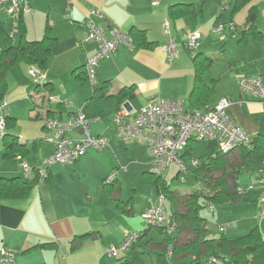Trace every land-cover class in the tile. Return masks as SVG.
I'll return each instance as SVG.
<instances>
[{
    "label": "crops",
    "instance_id": "obj_1",
    "mask_svg": "<svg viewBox=\"0 0 264 264\" xmlns=\"http://www.w3.org/2000/svg\"><path fill=\"white\" fill-rule=\"evenodd\" d=\"M154 2L155 0H30L29 12H9L6 5L2 6L0 24L14 44H18L22 36L28 40L42 39L48 25L57 39L43 71L45 83L43 86L38 84L41 88L35 91L41 92V102L35 104L36 111L31 112V117L44 119L42 128L45 129L46 118H67L90 101L93 86L80 80L77 75H83L86 59L96 50V46L87 40L85 22L92 10H100L104 14L107 28L130 33L136 27L144 31L145 40L144 44H137L133 49L120 46L114 54L101 60L97 66L96 86L100 87L105 83L110 93L135 86L134 97L124 102L129 110H139L156 98L180 99L187 109L192 110L190 93L195 86L196 70L187 43L190 35L199 34L198 51L217 59L211 66V75L217 81L210 106L229 97L232 101L228 108L229 115L242 127L247 137L253 139L264 134V103L241 90L238 85L241 75L259 76L264 84V32L258 24L256 23L262 36H250L241 42L239 39L242 34L238 33L237 40L241 50L240 53L231 54L224 43L228 37L227 32L223 30L218 33L214 29L217 24L224 22L223 16L230 11L231 23L237 25L233 20L239 11H234L236 0L223 1L222 5L218 3L219 0L209 5L207 0ZM178 3L185 4L183 7L187 11L172 15L170 6ZM253 5L257 6L256 3L251 6ZM165 22L169 24V31L164 27ZM246 23L247 20L243 29ZM231 30L232 33L237 31ZM169 36L174 37L180 48L179 57L171 62L167 60L164 50ZM3 46L4 37L0 36V51ZM215 49L221 50L222 55L208 52ZM32 66L36 64L18 62L6 71L7 89L0 101L7 102L9 116L14 118V121L10 119L9 130L19 136V144L25 146L26 151L21 155L15 153L6 157L2 138L0 177L35 176L34 171L37 172L41 160L55 151L54 143L46 137L40 143L35 140L31 147L29 139L11 129L17 126L19 113L12 94L9 95L10 101L6 96L11 85H14L12 82L28 90L30 72L28 74L27 70ZM1 112L3 114L2 109ZM115 118V112L99 119L94 118L89 126L92 136L108 139L107 147L89 146L73 164L54 163L48 169V176L40 178L41 181L36 180L26 197L0 200V250L13 252L14 264H126L136 256H140L145 264L142 253H145L147 247L152 250L150 253L156 254L155 263L157 252H165L166 243L160 230L161 241L151 237L142 244V238L150 229L143 222L144 214L158 202V191L154 183L156 196L149 193L148 197H137L136 186L133 187L132 194L124 191L125 175L131 167L139 173L142 170V174L149 177L148 152L141 142L125 139L117 134ZM69 134L76 139L84 136L83 132L77 130ZM193 142L201 141L192 139L184 153L189 149L194 157L209 152L202 142L206 151L195 154L191 146ZM33 149L37 153L28 158ZM226 157L230 163H237L241 160L240 148L237 146ZM25 163L33 168L30 176L24 172ZM244 164L238 181L243 187L245 202L237 204L235 201L218 208L215 205L213 209L207 206L219 222L214 229L209 228L208 217L202 210L206 217L208 235L219 236L224 233L228 238H239L248 234L255 226L256 219H260V198L264 188V179L260 176L264 161L247 158ZM228 169L231 170L230 167ZM245 171L249 172V183H243L244 179L240 177ZM113 172L116 174L115 180L105 183V179ZM177 174L178 171L175 176ZM240 208L245 213H239ZM172 210L175 211L174 206ZM225 223L229 225L224 226ZM142 224L144 229L141 231ZM257 227L260 228L259 225ZM129 232H141V236L135 246L123 250L120 246ZM192 237V231L182 229L176 243H186ZM111 246L118 248L116 256L108 253Z\"/></svg>",
    "mask_w": 264,
    "mask_h": 264
},
{
    "label": "trees",
    "instance_id": "obj_2",
    "mask_svg": "<svg viewBox=\"0 0 264 264\" xmlns=\"http://www.w3.org/2000/svg\"><path fill=\"white\" fill-rule=\"evenodd\" d=\"M249 1L236 0L234 11L242 8ZM184 5L183 3L171 5L170 13L172 15L184 13L187 11L183 7ZM258 11L259 9L256 5L250 7L247 25L241 31L242 36L239 39L241 42L246 41L250 36L255 38L262 36V31L256 25ZM233 30H237L235 23ZM143 32V30L136 27H133L130 31L129 34L133 37L135 46L137 44L142 45L144 42L145 35ZM0 36L4 37V46L0 51L1 98L7 89L6 71L14 64L24 62L36 64V67L43 72L47 67L57 39L52 34L50 25L47 26L46 33L42 39L28 40L22 36L21 41L18 44H14L11 36L5 32L1 24ZM198 50L189 49L193 56L196 70L195 86L190 93L193 109L210 106L217 81L211 75V66L217 59ZM77 76L80 80L90 83L86 70L83 71V75L80 73ZM37 84H40V82H37ZM93 91L90 101L84 106L87 117L91 119L101 118L114 112L117 115L122 109L124 102L134 97L135 86L124 87L116 93H110L109 87L104 83L100 87L95 85ZM10 119L14 121V118H11L8 112L5 113V130L1 136L6 148V157H10L15 153L21 155L20 153L26 151V147L19 144V136L9 131L11 126ZM201 142L206 145L209 152L201 156H194L201 159L200 165L189 167L186 180L181 181L184 184H189L190 189L185 191L182 189L173 190L171 183L167 181L164 175L147 172V175L153 178L158 195L164 193L170 207L172 209L173 206L175 207V211L172 210L173 217L179 222L178 230L174 233L157 228L164 235L166 248L165 252H157L158 257L155 264H206L208 261L214 264H264V235L259 227H254L248 234L234 239L226 237L224 233L219 236L208 235L206 217L202 214V210L207 206L210 207V204L215 206L237 201L238 190L240 187L243 188L238 181L239 172L244 167L246 159L253 158L264 161V134L250 139L248 144L238 146L241 160L235 164L228 161L227 153H222L216 142L211 140H202ZM192 157L189 149L183 154V158L186 161H189ZM36 171H34L35 176L30 177H0V200L26 197L36 180L41 181V176L38 170ZM175 177L180 178V173ZM182 229L192 231L193 237L186 243L177 244L176 238ZM138 240L135 244L138 243ZM170 245L173 246V254L168 257L166 249ZM126 264L144 263L140 256H136L130 258Z\"/></svg>",
    "mask_w": 264,
    "mask_h": 264
},
{
    "label": "built area",
    "instance_id": "obj_3",
    "mask_svg": "<svg viewBox=\"0 0 264 264\" xmlns=\"http://www.w3.org/2000/svg\"><path fill=\"white\" fill-rule=\"evenodd\" d=\"M154 3L157 4L158 0H155ZM5 5L9 12L31 11L30 0H0V8ZM85 26L88 30V42L96 46L94 53L85 62L89 82L95 87L99 62L114 54L120 46L129 49L135 48V42L129 33H121L107 28L104 14L100 10L91 11ZM164 27L166 31H169L168 22H165ZM224 28L225 25L220 23L215 26L214 30L222 33ZM231 28H234V23H231ZM199 37V34L189 36L187 43L189 49L198 50ZM164 50L167 60L170 62L179 57L180 48L172 36H169ZM29 72L37 82H40L43 72L38 67L32 66ZM238 85L241 90L250 93L254 98L264 103V84L259 76L241 75L238 79ZM231 102L229 97H225L214 106L192 110L187 109L182 100L174 98L153 99L139 110H129L123 104L115 118L116 131L122 138L137 140L144 144L149 155L151 173L165 176L170 166L175 163L178 165L180 179L185 181L189 167L198 166L201 163V159L198 157H192L189 161L183 158L184 151L192 139L214 141L222 153H229L237 146L250 142L242 127L229 115L228 108ZM1 108L3 114L0 115V134L3 135L5 113L8 112L6 101L2 102ZM91 120L87 117L84 106L67 118L57 116L45 119L46 139L54 143L55 151L41 160L38 168L41 179L47 177L48 169L52 164H73L89 146L104 148L109 145L106 137L90 134ZM73 130L83 132V138L76 139L70 136L69 132ZM24 172L30 176L33 173V168L25 163ZM115 177V172L111 173L105 179V183H112ZM260 178L264 179V169ZM239 192H244L243 188L240 187ZM210 207L214 208L212 204ZM259 215H264V188L261 192ZM144 217L148 227L162 228L169 233L178 230L179 222L173 217L172 208L164 193L158 195L157 204L148 208ZM140 235V232H129L120 248L129 250ZM108 253L116 256L118 248L111 246L108 248ZM172 254L173 246L170 245L167 249V255L171 257ZM14 262L15 255L13 252L7 249L0 250V264H14Z\"/></svg>",
    "mask_w": 264,
    "mask_h": 264
},
{
    "label": "rangeland",
    "instance_id": "obj_4",
    "mask_svg": "<svg viewBox=\"0 0 264 264\" xmlns=\"http://www.w3.org/2000/svg\"><path fill=\"white\" fill-rule=\"evenodd\" d=\"M187 1H195V0H187ZM216 0H207L208 5L210 3H213ZM228 1V0H219V4L222 5V2ZM256 3L257 6L259 7V11H258V15L256 18V23L258 24V26L262 29V31L264 32V0H251L249 2V4L242 8L239 9V11L234 15L233 20L237 23L238 25V29L237 31L234 33H232V28H231V11L229 13H225V15L223 16V23L225 24V29L224 32H227V39L225 40V48L226 50H228L229 53H240V46L238 44V33H240L243 29V24L244 22L247 20V16H248V9L249 7L253 4ZM216 32V31H215ZM208 52H212L213 54H216L218 56L222 55L221 50H217L215 49L214 51H208ZM28 74H29V70H27ZM40 82H41V86L44 85V79L43 77L40 78ZM29 83H28V90H25L22 87H19L18 84L16 82H12L14 85H11L10 91H8V94L6 96V98L10 101V94H12V98H15V105L17 108V112L18 114V123L17 126L14 128H11L14 132L17 131V133H19L23 138L25 139H29V143L31 145V147H33V145L35 144V140H37V143H40L41 141L46 140V134L47 131L46 129L42 128V124L44 123V119L42 118H38V119H33L31 117V112L33 113V111H36L35 108V104H37V102H41V100L39 101V93L41 92H37V88H41V86H38L37 84V80L35 78H33L30 74H29ZM36 88V89H35ZM36 91V92H35ZM7 100V101H8ZM8 101V102H9ZM1 101H0V115L2 114L1 112ZM41 124V125H40ZM8 129V128H7ZM11 131V130H9ZM13 133V132H12ZM29 137H34V138H29ZM0 140H2V136L0 134ZM3 142V141H2ZM53 144V143H52ZM193 152L195 154H201L204 151H206V148L204 146V144L202 142H193L191 143ZM37 152L34 151V149L32 150V152L28 155V158L32 157V154H36ZM20 162V161H19ZM63 166V165H62ZM134 167H131L129 169V171L127 172V175H125V179H124V183H125V188L124 191H127V193L129 194V192L132 194L133 192V187H137V197H142L144 198L145 196L148 197L149 193L153 194V196H156V189L153 186V181L150 177H146L142 174V170L139 172L134 170ZM147 170L150 171V164H148V168ZM178 171V165L173 163L170 168L169 171L165 174V177L167 179V181L169 183H171V188L173 190L175 189H182V190H187L190 189V185L189 184H184L182 183L180 178H174L175 174ZM248 171H245L242 175H240L241 179H244L243 183H249L250 178L248 175ZM247 181V182H246ZM245 202L244 200V194H240L238 199H237V204H243ZM220 205H216V207L218 208ZM239 213H245L244 209L240 208L238 210ZM203 213L208 217V225L210 229H214V227L218 226L219 222L217 221L216 216L214 215V213L208 208L205 207L203 209ZM260 216V219H256V224L254 227H257L258 225L260 226V230L262 231V233L264 232V215H258ZM144 223L147 225V221L146 218L143 219ZM234 221V220H231ZM261 221V222H259ZM227 222V221H225ZM229 222V220H228ZM261 223V224H260ZM144 224H142V228L141 231L144 229ZM145 225V226H146ZM229 225L228 223H225L224 226ZM253 227V228H254ZM252 230V229H250ZM250 232V231H249ZM154 237L157 241H161L162 236L160 235L159 231L157 228H151L149 229V231L147 232V234L142 238L143 239V243L144 244L146 242L147 239ZM147 250H145V253H142V256L144 257V262L145 264H153L156 261V254L155 253H150V251H152L150 248H146ZM167 251V250H166ZM167 253V252H166ZM168 256V255H167ZM208 264H214L213 262H209Z\"/></svg>",
    "mask_w": 264,
    "mask_h": 264
}]
</instances>
